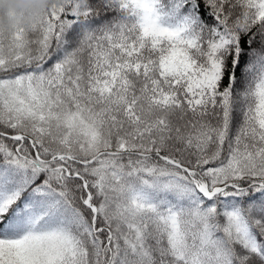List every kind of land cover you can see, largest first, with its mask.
Masks as SVG:
<instances>
[{
  "label": "snow or ice",
  "instance_id": "6c2138e0",
  "mask_svg": "<svg viewBox=\"0 0 264 264\" xmlns=\"http://www.w3.org/2000/svg\"><path fill=\"white\" fill-rule=\"evenodd\" d=\"M0 264H264V0L0 21Z\"/></svg>",
  "mask_w": 264,
  "mask_h": 264
},
{
  "label": "clouds",
  "instance_id": "9594fccd",
  "mask_svg": "<svg viewBox=\"0 0 264 264\" xmlns=\"http://www.w3.org/2000/svg\"><path fill=\"white\" fill-rule=\"evenodd\" d=\"M51 0H0V21L5 26L27 23L37 18Z\"/></svg>",
  "mask_w": 264,
  "mask_h": 264
}]
</instances>
